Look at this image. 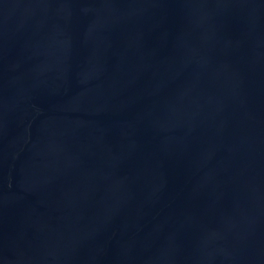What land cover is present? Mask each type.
Returning a JSON list of instances; mask_svg holds the SVG:
<instances>
[{"label":"water","instance_id":"1","mask_svg":"<svg viewBox=\"0 0 264 264\" xmlns=\"http://www.w3.org/2000/svg\"><path fill=\"white\" fill-rule=\"evenodd\" d=\"M0 264H264V0H0Z\"/></svg>","mask_w":264,"mask_h":264}]
</instances>
